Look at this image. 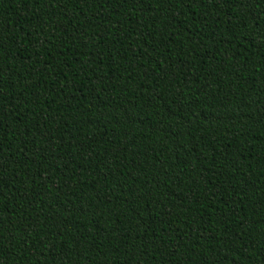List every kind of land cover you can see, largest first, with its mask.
Wrapping results in <instances>:
<instances>
[{
    "label": "trees",
    "instance_id": "16d2710c",
    "mask_svg": "<svg viewBox=\"0 0 264 264\" xmlns=\"http://www.w3.org/2000/svg\"><path fill=\"white\" fill-rule=\"evenodd\" d=\"M0 264H264V0H0Z\"/></svg>",
    "mask_w": 264,
    "mask_h": 264
}]
</instances>
